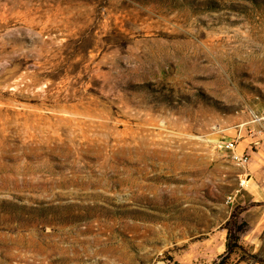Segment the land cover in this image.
<instances>
[{
	"label": "rangeland",
	"instance_id": "obj_1",
	"mask_svg": "<svg viewBox=\"0 0 264 264\" xmlns=\"http://www.w3.org/2000/svg\"><path fill=\"white\" fill-rule=\"evenodd\" d=\"M262 134L264 0H0V264H264Z\"/></svg>",
	"mask_w": 264,
	"mask_h": 264
},
{
	"label": "crops",
	"instance_id": "obj_2",
	"mask_svg": "<svg viewBox=\"0 0 264 264\" xmlns=\"http://www.w3.org/2000/svg\"><path fill=\"white\" fill-rule=\"evenodd\" d=\"M262 137L263 134L258 135L252 146L238 141L235 150L237 153L245 151L249 155V162L243 167L245 172L240 176L241 187L239 184L236 189L239 191L233 203L246 207L245 212L252 211L254 207H260L264 212V144L263 141H258ZM218 234L219 237L225 238L226 232L222 229Z\"/></svg>",
	"mask_w": 264,
	"mask_h": 264
},
{
	"label": "built area",
	"instance_id": "obj_3",
	"mask_svg": "<svg viewBox=\"0 0 264 264\" xmlns=\"http://www.w3.org/2000/svg\"><path fill=\"white\" fill-rule=\"evenodd\" d=\"M221 148H223L224 150L226 151H229L230 152V157L232 159V161L240 166V167H244L246 166V164L249 162V155L243 151L241 153H237L235 150H236V147H237V142L235 140H231V141H226V142H221V145H220ZM240 187H241V183H240ZM238 191L239 190H236L235 192L233 193H230L226 199H225V203L227 205H233L234 201H235V198L238 194Z\"/></svg>",
	"mask_w": 264,
	"mask_h": 264
},
{
	"label": "trees",
	"instance_id": "obj_4",
	"mask_svg": "<svg viewBox=\"0 0 264 264\" xmlns=\"http://www.w3.org/2000/svg\"><path fill=\"white\" fill-rule=\"evenodd\" d=\"M240 213L241 212L238 210V208L234 209V212L232 213V216L230 217V220L232 219L233 224H236ZM226 230H227V234H226L227 241H226L225 247H226V250L229 252V251H232L233 248L238 247L237 245L238 238L235 235H232V231L231 229H229L228 226L226 227ZM230 239L232 240V243L228 242Z\"/></svg>",
	"mask_w": 264,
	"mask_h": 264
}]
</instances>
